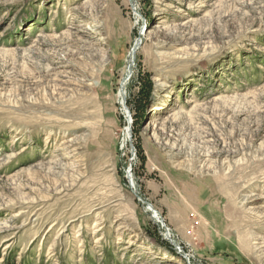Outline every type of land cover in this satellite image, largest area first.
<instances>
[{
  "label": "rangeland",
  "instance_id": "1",
  "mask_svg": "<svg viewBox=\"0 0 264 264\" xmlns=\"http://www.w3.org/2000/svg\"><path fill=\"white\" fill-rule=\"evenodd\" d=\"M0 264H264V0H0Z\"/></svg>",
  "mask_w": 264,
  "mask_h": 264
},
{
  "label": "bare ground",
  "instance_id": "2",
  "mask_svg": "<svg viewBox=\"0 0 264 264\" xmlns=\"http://www.w3.org/2000/svg\"><path fill=\"white\" fill-rule=\"evenodd\" d=\"M80 26H82L83 28H85V29H88V28H92V25H91V23H89V22H83ZM131 62V61H130ZM158 110L160 109V108H157ZM129 130H131L130 128H129ZM129 133V132H128ZM130 134V133H129ZM152 208V210L154 211V214L156 215L157 214V211H156V209L154 208V207H151ZM157 217V216H156ZM159 218V217H158Z\"/></svg>",
  "mask_w": 264,
  "mask_h": 264
},
{
  "label": "water",
  "instance_id": "3",
  "mask_svg": "<svg viewBox=\"0 0 264 264\" xmlns=\"http://www.w3.org/2000/svg\"><path fill=\"white\" fill-rule=\"evenodd\" d=\"M129 128H131V127H129ZM130 132H131V130H129Z\"/></svg>",
  "mask_w": 264,
  "mask_h": 264
}]
</instances>
